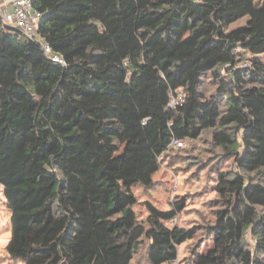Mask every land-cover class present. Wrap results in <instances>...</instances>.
<instances>
[{"label": "trees", "instance_id": "16d2710c", "mask_svg": "<svg viewBox=\"0 0 264 264\" xmlns=\"http://www.w3.org/2000/svg\"><path fill=\"white\" fill-rule=\"evenodd\" d=\"M32 8L41 15L36 38L0 25L6 255L131 264L144 246L149 264H166L195 240L193 264H264V0H32ZM172 139H201L230 163L216 170L212 220L198 227L169 226L182 197L166 209L145 201L142 219L134 209L133 188L152 187L162 156L181 149Z\"/></svg>", "mask_w": 264, "mask_h": 264}, {"label": "rangeland", "instance_id": "374dc122", "mask_svg": "<svg viewBox=\"0 0 264 264\" xmlns=\"http://www.w3.org/2000/svg\"><path fill=\"white\" fill-rule=\"evenodd\" d=\"M244 17L231 24L234 29L246 24ZM240 58L246 61L251 55L239 53ZM264 60L263 55H259ZM230 163L219 159L218 156L206 149V145L200 140L196 143L185 142L180 150L169 149L160 160V169L153 176V186L144 188L135 186L133 193L137 204L134 209L137 216L142 219L145 216L143 203L150 201L160 209H166L176 197L185 199V208L178 216L169 221V226L177 224L182 227L200 226L204 221L212 220L211 205L216 199L213 185L216 170L227 169ZM241 209H238V212ZM9 212L6 210L0 193V264H23L21 261L11 259L6 255L5 244L9 237ZM194 241L181 244L177 248V257L173 262L166 264H193L190 249ZM210 241L202 243L199 251H205L210 247ZM131 264H149L145 257L144 246L139 249Z\"/></svg>", "mask_w": 264, "mask_h": 264}, {"label": "built area", "instance_id": "2783aa9c", "mask_svg": "<svg viewBox=\"0 0 264 264\" xmlns=\"http://www.w3.org/2000/svg\"><path fill=\"white\" fill-rule=\"evenodd\" d=\"M9 6L11 8V13L7 14L4 10L3 18L5 22L11 24L12 27L18 29L28 38H36V29L38 21L41 17L40 13L32 8V0H9ZM48 56L54 62L62 63L61 58L56 56L49 46L43 41H38ZM182 100V96L178 95L173 99L169 106L173 107L176 103ZM185 140L182 139H172L171 145L174 147L182 148L184 147Z\"/></svg>", "mask_w": 264, "mask_h": 264}, {"label": "crops", "instance_id": "0c3cea01", "mask_svg": "<svg viewBox=\"0 0 264 264\" xmlns=\"http://www.w3.org/2000/svg\"><path fill=\"white\" fill-rule=\"evenodd\" d=\"M4 10L7 12V14L11 13V8L9 6V0H0V25L11 26V24H8L7 22H5L4 18L2 17L4 14Z\"/></svg>", "mask_w": 264, "mask_h": 264}]
</instances>
